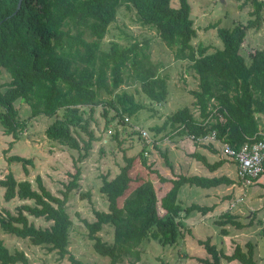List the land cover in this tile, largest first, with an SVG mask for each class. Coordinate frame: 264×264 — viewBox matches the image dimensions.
Wrapping results in <instances>:
<instances>
[{
    "label": "trees",
    "instance_id": "obj_1",
    "mask_svg": "<svg viewBox=\"0 0 264 264\" xmlns=\"http://www.w3.org/2000/svg\"><path fill=\"white\" fill-rule=\"evenodd\" d=\"M237 1L251 6L252 17L231 26L212 23L221 47L207 51L206 45L191 43L196 29L187 0H177L175 6L170 0H20L15 12L12 11L17 0H0V68L7 74V79L0 83L2 132L18 137L25 128L26 119L18 116L14 105L20 99L27 104L29 117L52 118L44 129L49 140L77 151L73 171L66 172L68 179L62 183L60 195L46 188L38 174L34 177L35 187L27 178L17 179L10 169L0 177L3 200L14 197L20 200L13 210L1 207L0 229L55 250L58 258L67 255L73 264H98L80 261L68 253L72 220L65 208L70 191L78 186L80 167L76 162L87 154L93 140L101 141V135H95L90 126L94 111L99 106L102 131L109 129V138L120 144L118 124H126L141 137L136 125L129 124V117L140 108L153 110L148 102L159 104L167 95L166 75L150 60L145 40L133 39L122 44L111 39L106 46L101 45L121 5L132 8L140 24L155 29L174 59L188 62L196 77V87L188 90L191 106L179 107L166 114L159 124L149 125L153 135H148L149 142H143L136 155L126 154L122 148L123 163L117 171L110 176L100 175L98 191L105 196L106 209H93L91 220L82 218L85 235L95 252L107 256L104 264H117L122 256L127 257L129 264H137L142 240L173 244L184 229L188 231L182 217L192 210L200 213L211 210L212 204L181 205L178 188L184 183L200 187L230 184L233 179L228 175L178 173L167 178L149 168L159 181L170 182L168 189L157 197L150 180L135 175L133 167L136 156L145 164L142 152L148 149V144L158 150L163 163L170 167L166 151L158 148V142L173 136L191 135L197 141V137L214 130L216 138L234 148L247 140L264 139V126H260L257 118V114L264 118V43L247 52V59L241 52L247 29L257 28L264 19V0ZM128 77L138 84L148 102L121 88ZM190 155L209 170L223 162V159L209 162L198 151ZM6 159L20 161L25 174V164L32 162L30 157L18 154H10ZM259 174H264V162ZM80 196H89V191ZM29 215L49 223L35 225ZM213 223L218 226V233L224 235L228 233L227 224L241 228L251 224V217L243 223L225 209ZM103 224L111 227L110 242L98 233ZM197 242L208 254L196 257L203 264H220V258L256 264L250 240L243 245L234 242L229 253L217 248L209 236ZM16 262L30 264L22 249L10 250L0 237V264ZM160 264L167 262L160 260Z\"/></svg>",
    "mask_w": 264,
    "mask_h": 264
},
{
    "label": "rangeland",
    "instance_id": "obj_2",
    "mask_svg": "<svg viewBox=\"0 0 264 264\" xmlns=\"http://www.w3.org/2000/svg\"><path fill=\"white\" fill-rule=\"evenodd\" d=\"M187 1L190 7L189 16L192 18L193 26L196 29V34L191 39V43L193 45L197 43L206 45L207 51H211L215 47H221V41L217 37L212 23H216V26H231L235 22L244 23L246 19L252 17L249 14L251 6L248 3L240 5L241 1L237 0ZM170 4L175 6L177 0H170ZM111 39H115L122 44L128 43L133 39L138 41L145 40L150 60L157 63L158 71L161 74L166 75L167 95L164 101L159 104L148 102L146 96L138 90V84L129 77L121 85V88L133 93L136 99L148 102L150 106L152 105L153 110L140 108L128 119L129 124H134L138 128L144 129L152 137V132L148 129L149 125L159 124L166 114L179 107L191 106L192 96L188 90L196 87V77L193 74V70L187 65V61L174 59L171 50L160 40L154 28L142 25L137 21L132 8H126L124 5L117 8L116 16L109 23L107 32L101 40V45L106 46ZM263 43L264 19L257 28L251 27L247 29L241 44V52L247 59V52L255 47H261ZM6 79V72L0 68V83ZM14 105L18 109V116L26 119V126L18 137L4 134L0 127V177L10 169L17 179L27 178L31 181L32 186L35 187L34 177L38 174L46 188L52 193L60 195L59 189L62 188V183L68 179L66 172L73 171L72 161L76 158L77 151L51 141L45 136L44 129L51 121V117L45 115L29 117V108L20 99H16ZM98 109L99 106L94 111V119L90 121V126L94 129L95 135H101V141L93 140L87 154L76 162L80 167L78 186L70 191L65 202V208L72 220L68 232V253L80 261L104 264L108 258L92 249L91 241L85 235L86 229L82 218L91 220L93 218V209H106L105 196L98 191V185L101 180L100 175L108 173V176H110L117 171L118 165L123 163L122 148L124 153L136 155L138 149L145 141L136 133L131 132L126 124H124L126 127L121 124L117 126L120 130L119 137L122 139L120 144L115 139H110L109 132L106 130L105 132L102 131L103 118L100 116ZM257 118L260 126H264L263 116L257 114ZM183 137L173 136L171 139L164 138L160 140L161 144L158 148L165 149L168 161H172L171 169L163 164L158 150L149 144L146 145L148 149L142 152L145 164H142L140 157L136 156L133 173L135 175L141 174L149 179L157 197L165 192L167 184L170 185V183L159 181L149 168L156 169L161 175L163 174L166 177H175L177 174L173 168L175 162L180 166L176 170L182 171L184 166L187 167V158L192 157L190 153L184 154L186 155L184 156L181 151L176 150V146H173L170 151V147L173 145L171 144L173 143L172 141L175 142ZM179 148L182 149V146H179ZM10 154L31 158V164H25L27 168L26 174L20 161H7L6 157ZM187 173H190V171H187ZM222 173L229 175L234 180V184L231 188H226V193L221 196V204L225 206V209L235 214L236 218L243 223L251 217V224L241 228H235L227 224L228 233L224 234V236L218 233V226L209 221V217H206L205 222L199 223L197 221L198 212L192 210L181 218L182 223L185 226L188 225L190 230L184 229L182 235L177 236L173 244L161 245L153 239L142 240L138 245L140 258L135 263L160 264V260H163L167 264H203L196 257H207L208 254L203 246L197 242V239L209 236L210 242L214 243L217 248L225 253L231 251L234 242L243 245L244 241L250 240L253 243V257L256 264H264V186L262 184L264 174H259L250 185L243 186L237 181L233 163H223ZM188 186L191 189L200 188L193 184L184 183L180 191L182 192L184 188L188 189ZM217 188L222 190L224 184L219 185ZM86 190L89 191V196H80V193ZM1 193L2 187H0V209L1 207H7L13 210L14 205L20 202L15 197L5 201ZM230 195L231 197L229 198ZM238 197L240 199L235 200ZM180 198V202H185L182 194ZM233 199L235 200L233 207L228 208V203ZM194 218H196L195 221H193ZM28 219L38 226H44L49 223L40 217L30 215ZM102 226L103 229L98 233L102 239L110 242L111 227L108 224H103ZM0 237L10 250L13 248L22 249L27 255L30 264H73L67 255L58 258L55 250H48L44 245L31 244L26 238L17 237L1 229ZM15 264L21 263L16 262ZM117 264H129L127 257L122 256ZM220 264L242 263L235 259L227 261L221 258Z\"/></svg>",
    "mask_w": 264,
    "mask_h": 264
},
{
    "label": "crops",
    "instance_id": "obj_3",
    "mask_svg": "<svg viewBox=\"0 0 264 264\" xmlns=\"http://www.w3.org/2000/svg\"><path fill=\"white\" fill-rule=\"evenodd\" d=\"M172 142L173 143H171V144H173V145H171L170 151L173 149V146H176L177 147L176 150L181 151L183 153V155L187 154V153L189 154L193 151H198L200 154L204 155L206 160L209 162L215 161L217 159H223V162L221 164H219L216 168L209 170L199 160H196L194 157H191V158L189 157V159L187 158V161H186L187 167L184 166L182 171L176 170V168H180V166H179V164H177V162H175V164L173 165V168L175 169L174 172H176L177 174L178 173H186V174L195 173V174H200V175H205V176H217L220 174H225V173H222V164L223 163H226V162L233 163L231 161V159L224 157L220 153L219 143L217 141H193L191 138L184 136L183 138H181L175 142L174 141H172ZM160 144H161V142L159 141L158 147H160ZM164 146H166V145H164ZM179 146H182V149H180ZM176 155H177L176 157L178 159L177 151H176ZM215 155H217V157H215ZM184 156H186V155H184ZM169 163H170V169H171L172 168V161ZM203 169H205V171H203ZM187 171H190V173H187ZM163 176H165V175H163ZM167 178H169V177H167ZM163 182H166V181H163ZM167 182L170 183L169 181H167ZM221 184H223V183H219L215 186H209V187H200L199 186L200 188H194V189H191V187L188 186V189L184 188L182 190V192L180 191V188L182 186V184H181L178 188V191H177V199L180 202V200H181L180 196L182 194L183 198L185 199V202L181 201L180 202L181 205H187L191 202H195V203L200 204V205H211L212 204V209L206 211L205 213H200L197 210L196 211L198 212L197 221H199V223L205 222L206 217H209V221H211L213 223V219H215L219 213H221L222 211L225 210V206H223V204H221V201H222L221 196L226 193L225 190L227 187L231 188V186H233L234 180L230 184H224V188L222 190L217 188ZM168 187H169V185L167 184L166 189H168ZM231 195L229 196V198L231 197ZM224 199H227V198H224ZM195 220H196V218H194L193 221H195ZM187 229L190 230V227L188 225H187ZM219 262H220V260H219Z\"/></svg>",
    "mask_w": 264,
    "mask_h": 264
},
{
    "label": "built area",
    "instance_id": "obj_4",
    "mask_svg": "<svg viewBox=\"0 0 264 264\" xmlns=\"http://www.w3.org/2000/svg\"><path fill=\"white\" fill-rule=\"evenodd\" d=\"M218 116L221 117L220 115ZM134 127L139 130V133L144 141L149 142L150 139L147 132L137 126ZM107 131L109 132V129H107ZM196 139L197 141H217L219 143L220 153L224 157L231 159L234 164V172L237 181H239V183L243 186L250 184L253 178H257L259 173L262 171V163L264 162L263 138L244 141L236 148L232 147L227 142L216 138L214 130H211ZM239 199L240 198L238 197L235 200ZM235 200L233 199L228 203V208L233 207Z\"/></svg>",
    "mask_w": 264,
    "mask_h": 264
},
{
    "label": "water",
    "instance_id": "obj_5",
    "mask_svg": "<svg viewBox=\"0 0 264 264\" xmlns=\"http://www.w3.org/2000/svg\"><path fill=\"white\" fill-rule=\"evenodd\" d=\"M19 2H20V0H17L16 6H15V8H14V10L12 12H15V10L17 9V7L19 6Z\"/></svg>",
    "mask_w": 264,
    "mask_h": 264
}]
</instances>
